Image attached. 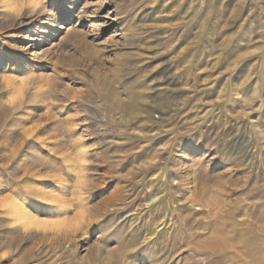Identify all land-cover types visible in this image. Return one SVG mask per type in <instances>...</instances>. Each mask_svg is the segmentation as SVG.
<instances>
[{
  "label": "rangeland",
  "instance_id": "obj_1",
  "mask_svg": "<svg viewBox=\"0 0 264 264\" xmlns=\"http://www.w3.org/2000/svg\"><path fill=\"white\" fill-rule=\"evenodd\" d=\"M44 5L0 20V264H264V0Z\"/></svg>",
  "mask_w": 264,
  "mask_h": 264
},
{
  "label": "bare ground",
  "instance_id": "obj_2",
  "mask_svg": "<svg viewBox=\"0 0 264 264\" xmlns=\"http://www.w3.org/2000/svg\"><path fill=\"white\" fill-rule=\"evenodd\" d=\"M45 1L46 0H0V20L3 23H23L26 17H35L41 14L46 7L44 5ZM74 15V13H71L70 17ZM83 17L86 18V16H80L78 18L83 21ZM64 23L65 20L59 19L52 11V13L50 12V15L48 16L47 21L44 23V28H37L32 35V39L29 38L30 41L34 42L30 45L32 47L30 55L38 60H47L41 64V70L50 68L52 57L55 55L56 57L58 56V53L55 52L54 38L58 36V32H61L64 29ZM36 36H39L40 40H37L38 38L35 39ZM37 41L40 42L37 43ZM0 62H2L1 59ZM15 63L16 64L13 65V68L11 67L12 69L10 71L14 77H16L15 72H17L18 69L21 70V66H24L21 62V64H19V62ZM25 66L26 70L24 72L28 73V76L24 78V81L34 79L35 75L30 71L29 66ZM81 173L82 172L80 171V175ZM83 182L85 183V181ZM84 183H81L71 189H67L65 187L64 190L66 192L69 191L71 193V197L83 199L87 192L85 190ZM59 197H62L63 199L67 198L63 192H55L48 196L42 204L35 205V212L33 215L28 214L26 211H22L19 215L22 225L26 226L28 223H34L41 228L60 226L64 221L63 215L66 213L67 208L64 202L65 199L57 200Z\"/></svg>",
  "mask_w": 264,
  "mask_h": 264
}]
</instances>
